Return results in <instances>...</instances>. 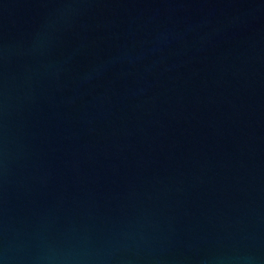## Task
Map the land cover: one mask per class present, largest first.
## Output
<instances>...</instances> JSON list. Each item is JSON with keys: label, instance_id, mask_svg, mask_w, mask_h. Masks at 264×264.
<instances>
[{"label": "water", "instance_id": "water-1", "mask_svg": "<svg viewBox=\"0 0 264 264\" xmlns=\"http://www.w3.org/2000/svg\"><path fill=\"white\" fill-rule=\"evenodd\" d=\"M0 264H264V0H0Z\"/></svg>", "mask_w": 264, "mask_h": 264}]
</instances>
